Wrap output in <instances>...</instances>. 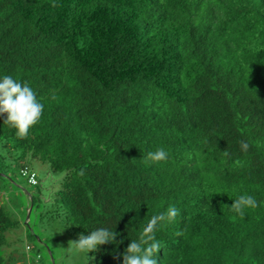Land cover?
<instances>
[{"label": "trees", "instance_id": "trees-1", "mask_svg": "<svg viewBox=\"0 0 264 264\" xmlns=\"http://www.w3.org/2000/svg\"><path fill=\"white\" fill-rule=\"evenodd\" d=\"M4 75L44 110L24 139L0 115V178L7 157L21 176L47 163L58 177L43 199L30 184V216L75 239L116 233L86 264H123L170 206L158 264H264V0H0ZM159 148L167 161L145 163ZM243 194L259 206L240 217ZM19 222L0 202V264Z\"/></svg>", "mask_w": 264, "mask_h": 264}, {"label": "clouds", "instance_id": "clouds-1", "mask_svg": "<svg viewBox=\"0 0 264 264\" xmlns=\"http://www.w3.org/2000/svg\"><path fill=\"white\" fill-rule=\"evenodd\" d=\"M44 105L37 98L35 91L26 83L14 79L10 75L0 78V115L6 114L4 124H8L16 129L19 138L27 137L32 127L38 124L42 118ZM243 150H247L248 144L241 141ZM225 155L227 152L225 151ZM168 153L164 148H159L155 152H149L145 158L148 161H167ZM259 204L255 197L248 194L239 195L233 200L231 210L238 216L245 215V209H255ZM179 215V210L175 206H170L166 212L153 215L143 228L138 241H131L122 253L123 264H158L155 258L161 250L160 241L156 239L157 226H165L175 222ZM182 233L178 232L177 235ZM116 233L107 228H98L89 235H79L76 241H69L82 252L96 251L98 246L115 240Z\"/></svg>", "mask_w": 264, "mask_h": 264}, {"label": "rangeland", "instance_id": "rangeland-1", "mask_svg": "<svg viewBox=\"0 0 264 264\" xmlns=\"http://www.w3.org/2000/svg\"><path fill=\"white\" fill-rule=\"evenodd\" d=\"M0 154L5 155V151L0 149ZM13 157L4 159L6 163L12 165L8 171L10 178H0V202L11 213L12 217L20 220L17 228L7 234V238L13 242L12 246L16 248L12 252L14 256L13 264H28L29 256L31 264H34L32 259L38 253L40 256L39 262L43 264H86L87 253L80 251L74 244H69V241H76L77 239L66 237L58 226L47 232V229L43 228L44 224L36 221V208L31 216L29 215L30 217L26 218L27 202L30 199L26 190L36 192V188L19 174L20 165L17 160H12ZM24 162H27L30 168L37 173L41 182L39 190L43 199L48 195L51 185L55 182L54 178H57L58 175L52 172L45 162L28 158ZM27 222L31 227L30 232H27ZM36 234L41 235L43 242H39ZM26 245H29L31 249H26ZM9 249L12 248L7 247L8 251ZM50 250L54 255V260Z\"/></svg>", "mask_w": 264, "mask_h": 264}, {"label": "built area", "instance_id": "built-area-1", "mask_svg": "<svg viewBox=\"0 0 264 264\" xmlns=\"http://www.w3.org/2000/svg\"><path fill=\"white\" fill-rule=\"evenodd\" d=\"M21 174H22V176L26 177L27 182L29 184H35L36 183L37 174H36V172L34 170H30L28 168H24L23 167L21 169Z\"/></svg>", "mask_w": 264, "mask_h": 264}, {"label": "water", "instance_id": "water-1", "mask_svg": "<svg viewBox=\"0 0 264 264\" xmlns=\"http://www.w3.org/2000/svg\"><path fill=\"white\" fill-rule=\"evenodd\" d=\"M30 211H31V205L28 207L27 209V213H26V218L28 219L29 218V215H30Z\"/></svg>", "mask_w": 264, "mask_h": 264}]
</instances>
